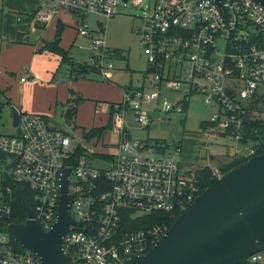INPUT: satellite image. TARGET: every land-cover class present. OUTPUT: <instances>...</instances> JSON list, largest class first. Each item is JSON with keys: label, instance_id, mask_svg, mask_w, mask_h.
<instances>
[{"label": "built area", "instance_id": "2783aa9c", "mask_svg": "<svg viewBox=\"0 0 264 264\" xmlns=\"http://www.w3.org/2000/svg\"><path fill=\"white\" fill-rule=\"evenodd\" d=\"M39 1L33 21L46 26L62 21V14L74 18L77 35L91 41L83 62L97 68L103 80L115 69V57L103 39L92 37L86 21L89 16H115L121 5L138 7L143 26L135 32L147 66L141 81L123 87L121 101L110 105L107 127L115 130L118 141L106 143L105 151L73 143L72 127L67 125L66 131L40 114L20 112L14 132L0 135V158L9 159L1 185L0 264H43L36 254L14 247L2 230V221L13 211L12 188L3 185L5 178L26 186L31 219L48 231L58 217L65 169L68 214L74 223L66 227L63 250L73 264H122L131 255L146 253L168 229L162 223L124 230L126 216H173L201 193L194 171L187 175L175 157L163 154L162 145L132 139L124 127L127 120L147 126L154 118L148 112L181 113L190 97L199 94L215 110L209 119L213 126L204 131L229 141L232 157L250 158L264 149V6L256 0ZM96 22L95 32L101 34V22ZM167 92L176 98L169 101ZM159 101L161 110L148 109ZM254 120L261 121L260 131L250 126ZM85 134L81 136L95 141L102 137ZM212 170V177L220 176ZM247 264H264V251L250 255Z\"/></svg>", "mask_w": 264, "mask_h": 264}, {"label": "water", "instance_id": "95a60500", "mask_svg": "<svg viewBox=\"0 0 264 264\" xmlns=\"http://www.w3.org/2000/svg\"><path fill=\"white\" fill-rule=\"evenodd\" d=\"M216 3L219 0H214ZM264 6V0H256ZM12 126L19 113L11 107ZM149 117H158L148 112ZM69 169L63 171L58 217L43 231L32 220L10 223L7 232L24 250L36 254L43 264H73L62 247L68 214ZM264 251V153L210 179L204 189L167 231L142 255H131L122 264H247L248 257Z\"/></svg>", "mask_w": 264, "mask_h": 264}, {"label": "rangeland", "instance_id": "374dc122", "mask_svg": "<svg viewBox=\"0 0 264 264\" xmlns=\"http://www.w3.org/2000/svg\"><path fill=\"white\" fill-rule=\"evenodd\" d=\"M147 2L151 4L152 0H144V4H147ZM21 4L29 6L28 0H0V34L3 32L5 38H9L12 32V29L8 26L9 24L16 25L18 19L23 20L26 18L27 12H25V8L20 12L15 8L16 6L20 7ZM32 4L36 3L33 2ZM142 17H144L143 11L131 4L125 7L121 5V7L117 8V15L108 19L105 17H88V21H86L88 24L87 29L90 30L93 38L103 39L106 45L111 48L110 50L119 49L124 52V58L116 57L114 59L115 69L108 73L110 81L104 80V83H113L118 88V86L128 83L136 84L137 81H141L147 63L142 50L140 33H136L135 30L142 28ZM63 18L74 20L68 15ZM96 21L101 22L103 29L101 34L95 32L99 27ZM70 34L68 35L69 38ZM43 35L44 31L40 29L29 28L28 30V40L30 42H37L39 37ZM75 45L80 47H77L76 50H70L71 58L76 63L86 61L91 47L90 39L77 35ZM64 71V69L60 71L61 78L66 77ZM21 76L27 79L24 73ZM40 94L45 95L42 91H40ZM164 96L169 101L176 98L169 92ZM113 97L118 99L116 91L113 93ZM1 99L2 96H0V101ZM96 103L97 105L94 109H91V104H87L79 111L75 119L79 128H73L74 131L71 130V132L73 131L75 134L72 137L73 143L80 142L83 146L91 147L98 152L105 151L109 147L106 143H117L118 135L115 130L106 127L102 130V137L98 141H95V138L87 139L81 136L82 129L86 131L88 128L92 129L91 127H93L92 130L89 129L84 132L86 133L85 136L88 137L95 128H100V126L106 124L110 108L109 102L102 101L98 103L97 101ZM147 107L148 109L157 108L161 110L162 101L157 104H149ZM50 108V122L68 131L70 128H68L61 115L63 107L60 100L58 99ZM214 112L215 110L211 109V107L205 106L201 95L194 94L190 97L186 110L181 113L174 111L163 112L161 116L154 117L149 121L147 126H141L132 120H127L124 127L129 131L132 139L149 143L160 140L163 146V154L175 157L180 162L182 170L188 175L198 168L209 166L210 164L211 166H216L219 162H225L228 160L227 157L232 154L229 141L221 138L215 139L213 134L209 133L208 130L204 131L201 127L203 121L209 122ZM69 126L72 127V125ZM13 132L11 107L4 104L0 111V135H8ZM202 146L205 147L202 148ZM8 161V158H0V197L2 196V179L4 174L9 172ZM98 164L102 165V163Z\"/></svg>", "mask_w": 264, "mask_h": 264}, {"label": "crops", "instance_id": "0c3cea01", "mask_svg": "<svg viewBox=\"0 0 264 264\" xmlns=\"http://www.w3.org/2000/svg\"><path fill=\"white\" fill-rule=\"evenodd\" d=\"M28 2L29 6L21 4L20 7H15L19 10L18 12L25 8V12L27 13L26 18L23 20L18 19L16 25H8L12 29L9 38H5L3 32L0 34V96H2L0 103L4 102L5 99H9L12 103L10 107H14L18 113L26 112L40 114L46 117L50 122V107H52L58 99L61 104H65L70 97L69 89L83 98L77 105V116L79 111L82 110L84 106H87V104H91V109H94L97 105V101L98 103L108 101L109 105L121 101L122 88L127 85L135 86L140 82L139 80L136 84L128 83L123 86H118L117 88L113 83H104V80L99 74L92 73L86 78L71 79L68 66L60 64V57L44 47L48 46L52 41L57 22H61L64 24V28L61 33L59 46L67 50L72 45L73 48L71 49L76 50L78 46L75 45L77 37V33H74L76 31L74 27L75 21L72 19L66 20V18H63L65 15L62 14V21H54L48 26H43L32 19V13L38 7L40 1L28 0ZM33 2L36 4L33 5ZM29 28L40 29L44 31V35L39 37L37 42H30L28 40ZM69 34L70 38L68 36ZM17 39H19L20 42H18ZM122 53L124 58V52ZM61 69L65 70V78L60 77ZM22 73H24L27 78L23 81H21V78H24L21 76ZM67 76H69V79ZM107 81H110L109 78ZM40 91L44 92L45 95L40 94ZM115 91L118 94V99L113 97ZM109 115L106 120L107 122ZM74 125H72V128H79L75 120ZM89 129L90 128H88V130ZM82 130L83 132L81 131V133H84V129ZM231 157L232 154L227 157V161H229ZM209 166L212 169H216L217 165L211 166L210 164Z\"/></svg>", "mask_w": 264, "mask_h": 264}, {"label": "trees", "instance_id": "16d2710c", "mask_svg": "<svg viewBox=\"0 0 264 264\" xmlns=\"http://www.w3.org/2000/svg\"><path fill=\"white\" fill-rule=\"evenodd\" d=\"M63 28H64V24L61 22H57L54 37L52 41L50 42V44L48 46H45L44 48L57 54L60 57V64H64L68 66L71 79L86 78L88 75L92 73L99 74L97 68L93 66H89L85 62L76 63L71 58L70 49L73 48L72 45L67 50L59 46ZM17 41L20 42L19 39H17ZM122 52H123L122 50L114 49L113 50L114 57L123 58ZM69 95L70 97L68 98L67 102L65 104H61V106L63 107L61 115L67 124L74 125L77 105L83 100V98L79 95H76L71 89H69ZM4 104L8 106H12L11 101L9 99H5L4 102L0 103V111ZM110 122H111V119L109 118L106 125L101 126L100 128H95L93 132L88 135V137L95 135L97 133H102V130L106 128L110 124ZM211 126H213V124L207 121L205 122L203 121L201 123V127L203 130ZM250 126L252 128L258 129L259 131L260 129H262V123L260 120L251 121ZM247 131H248V135L251 138H255L254 135L250 133L249 128L247 129ZM154 143L157 144L158 146L161 145L160 140H155ZM159 147L161 148V146ZM262 153H264V149L257 151V154H262ZM248 159L249 158H244V157H232L229 161L219 162V164H217L216 166V169L218 170L220 175H222L242 165ZM212 172L213 170L209 166H204L194 171V178L197 181V183L200 185L201 192L209 186L210 179L213 176ZM6 184L10 185L12 188V195H13L12 209L13 211L9 218L2 221V230H5V231H7V225L10 223H23L26 219V212L24 209V205L27 204L31 207V203L29 199V191L27 190L26 186H24L23 184L13 182L9 177H6L5 180L3 181V185H6ZM181 213L182 212L180 211L175 212L173 216H169L163 213H153L151 215L139 217L135 220H131L129 219V216L128 217L126 216V219H124L123 221L122 227L124 228V230H128V231H140V230H147L151 228L152 226H154L155 224L164 223L167 226V228H169L172 225V223L181 215ZM11 243L17 249L24 250L19 244L14 242L12 239H11ZM151 246L152 245L150 244L148 247V250L151 248Z\"/></svg>", "mask_w": 264, "mask_h": 264}]
</instances>
